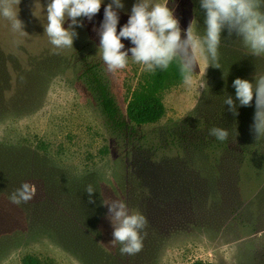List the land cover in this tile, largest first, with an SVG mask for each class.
Returning a JSON list of instances; mask_svg holds the SVG:
<instances>
[{"label":"rangeland","instance_id":"374dc122","mask_svg":"<svg viewBox=\"0 0 264 264\" xmlns=\"http://www.w3.org/2000/svg\"><path fill=\"white\" fill-rule=\"evenodd\" d=\"M198 1L167 0L182 36L190 24L203 35ZM49 2L20 0L23 34L0 16V264H22L25 254L52 264H264V138L251 131L255 97L236 116L224 104L227 95L235 97V78L264 75V56L250 55L241 40L236 72L206 69L201 56L195 79L204 90L182 81L166 88L164 115L119 137L78 79L80 57L100 63L124 114L147 71L129 57L125 69L110 73L100 58L94 28L110 0L75 27L73 48L57 54L44 33ZM122 2L118 32L136 0ZM221 107L236 131L229 146L242 148L233 175L221 172V141L209 134L221 127ZM24 182L35 186L34 197L12 203L11 193ZM106 200H122L130 213L147 218L138 254L122 255L110 243Z\"/></svg>","mask_w":264,"mask_h":264},{"label":"clouds","instance_id":"9594fccd","mask_svg":"<svg viewBox=\"0 0 264 264\" xmlns=\"http://www.w3.org/2000/svg\"><path fill=\"white\" fill-rule=\"evenodd\" d=\"M104 0H50L47 4L45 34L54 50L73 48L78 36L76 26L83 27V18L91 21L100 11ZM204 10V33L194 32L191 24L184 31L174 15V9L153 0H136L131 8L128 21L117 31L118 10L124 8L122 0H110L104 8L103 20L94 28L100 38L98 51L100 58L110 73L125 69L129 57L143 65V70L155 72L167 70L176 62L183 84L188 87L205 89L203 82L195 79L196 67L201 70L200 58L203 56L208 66L221 68L219 46L222 33L227 30L228 37L233 34L239 38L252 56H264V0H199ZM20 0H0V16L6 19L13 32L26 33L24 22L19 19ZM71 23L65 28L64 22ZM122 38L133 45L125 48ZM129 52L131 55H129ZM235 97L227 95L224 104L234 116L239 106H251L255 97V113L251 131L256 140L264 138V75L253 80L237 77L232 82ZM238 102V103H237ZM209 134L219 141L229 137L227 129L212 127ZM85 191L92 202V185ZM36 193L35 186L24 182L11 193L9 199L14 204L27 203ZM108 206L106 218L113 227V246L119 244L121 254L135 255L143 248L142 231L147 226V218L140 212H129L122 200L102 202Z\"/></svg>","mask_w":264,"mask_h":264},{"label":"trees","instance_id":"16d2710c","mask_svg":"<svg viewBox=\"0 0 264 264\" xmlns=\"http://www.w3.org/2000/svg\"><path fill=\"white\" fill-rule=\"evenodd\" d=\"M195 17L197 26L203 32L204 10L200 8L199 1L195 5ZM239 41L240 39L235 34L229 38L227 30L222 33L221 67L228 72H236L237 70L238 63H236V59H238L237 55L241 53L237 49ZM241 57L244 58V56ZM80 61L81 69L78 79L83 83L91 98L97 104L107 130L119 137L133 133L137 126L158 121L165 111L161 99L162 91L182 81L176 62H173L167 70L157 69L152 73L145 72L132 91L124 114L110 90L109 81L102 71L100 63L94 58H88L85 55L80 57ZM227 113L228 111L226 109L223 110L221 107V127L229 132L228 139L221 141V172L227 171V174L233 175L236 168L235 163L239 160L242 148L238 143L236 148L229 146V138H235L236 131L231 122L226 120ZM21 263L52 264L50 260H41L32 254H25L21 259Z\"/></svg>","mask_w":264,"mask_h":264}]
</instances>
